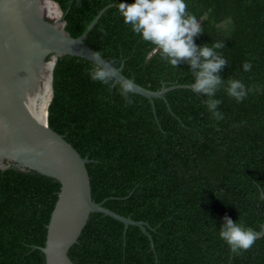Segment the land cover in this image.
<instances>
[{"label": "trees", "instance_id": "1", "mask_svg": "<svg viewBox=\"0 0 264 264\" xmlns=\"http://www.w3.org/2000/svg\"><path fill=\"white\" fill-rule=\"evenodd\" d=\"M65 31L111 61L137 85L168 91L152 102L130 93L127 104L119 86L109 89L87 75L93 66L63 56L53 73L47 125L82 158L96 203L133 221L125 226L91 213L68 256L73 264H264V235L235 254L219 237L223 217L258 233L264 223V91L237 103L221 89L216 121L189 87V65L173 68L153 46L123 22L116 0H52ZM132 2V0H127ZM187 10L203 31L198 46L224 41L228 59L222 80L240 79L264 89V0H187ZM58 13V12H57ZM59 16V14H58ZM231 17L228 33L216 23ZM251 61L250 71L242 64ZM59 183L33 172L0 170V264H45L47 226ZM153 244V249L152 245Z\"/></svg>", "mask_w": 264, "mask_h": 264}, {"label": "water", "instance_id": "2", "mask_svg": "<svg viewBox=\"0 0 264 264\" xmlns=\"http://www.w3.org/2000/svg\"><path fill=\"white\" fill-rule=\"evenodd\" d=\"M36 1L0 0V170L14 168L33 172L56 180L60 190L47 226V237L41 251L45 264H73L69 249L78 243L91 213H100L128 226L139 227L151 241L146 231L148 225L125 218L92 200L86 164L87 157L65 141L64 137L47 125V107L53 96V73L60 57L82 58L91 64L107 62L84 43L103 9L87 31L72 38L65 31V22L58 5V18L37 12ZM48 59V60H46ZM41 66L46 67L50 94L42 119L31 113L41 88ZM113 66V65H112ZM116 68L115 66H113ZM117 80H129L118 68ZM134 91L149 99H163L175 88L149 91L132 81ZM264 235V223L257 238ZM152 249L153 244L151 242Z\"/></svg>", "mask_w": 264, "mask_h": 264}, {"label": "clouds", "instance_id": "3", "mask_svg": "<svg viewBox=\"0 0 264 264\" xmlns=\"http://www.w3.org/2000/svg\"><path fill=\"white\" fill-rule=\"evenodd\" d=\"M116 7L123 22L141 40L152 45V50L159 53L161 60L173 68H177L181 62L189 65L193 77L189 87L194 94L204 97L203 103L216 121L224 119V114L219 110L222 101L217 98L221 89L237 103L245 100L250 93L264 91L260 85L246 86L240 79H221L219 73L229 62L219 51L224 48V41H215L211 46H198L194 43L193 38L204 32L199 21L207 20L211 9L198 18L187 10V0H132L130 3L127 0H116ZM231 26V17L215 24L217 30L225 33L231 31ZM99 57L100 53H93L94 59ZM242 68L246 72L250 71L251 61H245ZM86 71L92 81L109 89L118 85L125 102L133 103L130 95L134 91L132 81L117 80L119 69L114 68L111 61L98 62ZM223 221L218 234L233 253H242L253 246L258 233L244 227L242 223L234 222L228 216H224Z\"/></svg>", "mask_w": 264, "mask_h": 264}, {"label": "bare ground", "instance_id": "4", "mask_svg": "<svg viewBox=\"0 0 264 264\" xmlns=\"http://www.w3.org/2000/svg\"><path fill=\"white\" fill-rule=\"evenodd\" d=\"M35 9L37 12L46 14L50 17L58 18L56 6L48 0L36 1ZM48 67V66H46ZM46 67L41 66V88L32 107L31 113L36 119H42L45 115V107L50 94L49 78Z\"/></svg>", "mask_w": 264, "mask_h": 264}, {"label": "rangeland", "instance_id": "5", "mask_svg": "<svg viewBox=\"0 0 264 264\" xmlns=\"http://www.w3.org/2000/svg\"><path fill=\"white\" fill-rule=\"evenodd\" d=\"M46 60H48V59H46Z\"/></svg>", "mask_w": 264, "mask_h": 264}]
</instances>
